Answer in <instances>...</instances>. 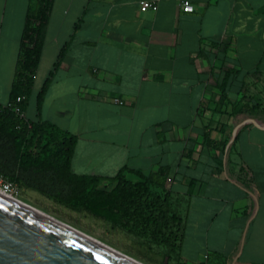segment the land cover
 <instances>
[{
    "label": "crops",
    "instance_id": "1",
    "mask_svg": "<svg viewBox=\"0 0 264 264\" xmlns=\"http://www.w3.org/2000/svg\"><path fill=\"white\" fill-rule=\"evenodd\" d=\"M30 2L0 0L3 105ZM39 79L25 115L77 135L73 172L168 169L179 263L264 264V0H52Z\"/></svg>",
    "mask_w": 264,
    "mask_h": 264
},
{
    "label": "trees",
    "instance_id": "2",
    "mask_svg": "<svg viewBox=\"0 0 264 264\" xmlns=\"http://www.w3.org/2000/svg\"><path fill=\"white\" fill-rule=\"evenodd\" d=\"M51 3L52 0L30 2L10 100L6 105L0 104V173L73 209L85 210L175 250L183 234L182 217L174 210L166 187L167 168L145 174L140 169L124 166L111 177L77 174L71 166L77 135L52 121L21 115L28 107L34 86ZM64 52L65 49L37 94L38 109ZM226 84L227 77L224 91ZM127 172L139 179L128 178Z\"/></svg>",
    "mask_w": 264,
    "mask_h": 264
},
{
    "label": "water",
    "instance_id": "3",
    "mask_svg": "<svg viewBox=\"0 0 264 264\" xmlns=\"http://www.w3.org/2000/svg\"><path fill=\"white\" fill-rule=\"evenodd\" d=\"M0 264H145L0 191Z\"/></svg>",
    "mask_w": 264,
    "mask_h": 264
},
{
    "label": "rangeland",
    "instance_id": "4",
    "mask_svg": "<svg viewBox=\"0 0 264 264\" xmlns=\"http://www.w3.org/2000/svg\"><path fill=\"white\" fill-rule=\"evenodd\" d=\"M40 80L42 79H39V82L34 85L32 90L28 107V114L30 116H33L35 112V95L40 88V83L42 82ZM19 186V199L92 235L145 264H181L175 254V250L164 245L153 243L148 236L130 233L124 227L115 226L110 221L96 217L85 210L73 209L37 189L24 184H20Z\"/></svg>",
    "mask_w": 264,
    "mask_h": 264
},
{
    "label": "built area",
    "instance_id": "5",
    "mask_svg": "<svg viewBox=\"0 0 264 264\" xmlns=\"http://www.w3.org/2000/svg\"><path fill=\"white\" fill-rule=\"evenodd\" d=\"M150 7H155V4L150 2V1H144L143 3V8L147 9ZM183 8L186 11H193L194 10V5L191 3H183ZM18 100H21V97L18 98ZM21 115L25 116V112H22ZM0 190L14 198H18L19 192H20V186L16 182L10 180L7 178L5 175L0 173ZM19 199V198H18ZM199 264H206L205 262H201Z\"/></svg>",
    "mask_w": 264,
    "mask_h": 264
},
{
    "label": "bare ground",
    "instance_id": "6",
    "mask_svg": "<svg viewBox=\"0 0 264 264\" xmlns=\"http://www.w3.org/2000/svg\"><path fill=\"white\" fill-rule=\"evenodd\" d=\"M1 191V190H0ZM2 192V191H1Z\"/></svg>",
    "mask_w": 264,
    "mask_h": 264
}]
</instances>
